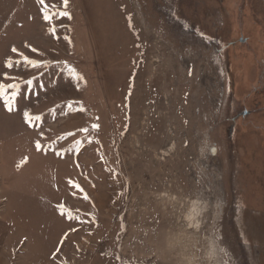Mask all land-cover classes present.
Segmentation results:
<instances>
[{"label":"rangeland","instance_id":"1","mask_svg":"<svg viewBox=\"0 0 264 264\" xmlns=\"http://www.w3.org/2000/svg\"><path fill=\"white\" fill-rule=\"evenodd\" d=\"M226 2L250 40L219 67L134 0H0V264H236L234 235L264 264V0Z\"/></svg>","mask_w":264,"mask_h":264},{"label":"flooded vegetation","instance_id":"2","mask_svg":"<svg viewBox=\"0 0 264 264\" xmlns=\"http://www.w3.org/2000/svg\"><path fill=\"white\" fill-rule=\"evenodd\" d=\"M135 8L146 26L162 37L171 41L173 47L184 48L190 51L197 59L203 58L204 54L211 57L212 61L220 66L228 65L236 53L239 46L249 42V36L240 29L239 22L241 14L239 9L229 10L224 8L227 0H134ZM249 3L250 0H244ZM250 7L253 6L249 3ZM250 18L254 16V9H249ZM256 15V14H255ZM242 27V26H241ZM232 55V56H230ZM199 57V58H198ZM264 62L259 68V77L263 81L261 90L264 93ZM223 75L227 76L228 71L223 70ZM257 106L258 103H257ZM257 110L262 111L264 117V105ZM252 108H242L234 115H225L222 118L224 124L222 131L221 156L224 161L225 172L228 177V188L232 195L230 207V223L236 219L237 198V159L233 145L237 140L235 127L238 122L254 113ZM256 112V111H255ZM218 152H216L217 154ZM236 211V212H235ZM234 235V243L239 247V261L236 264H256L257 255L252 250L254 244H239ZM252 251V253H251ZM256 260V261H255Z\"/></svg>","mask_w":264,"mask_h":264},{"label":"clouds","instance_id":"3","mask_svg":"<svg viewBox=\"0 0 264 264\" xmlns=\"http://www.w3.org/2000/svg\"><path fill=\"white\" fill-rule=\"evenodd\" d=\"M189 227L195 228L196 227V224L195 223H191V224H189Z\"/></svg>","mask_w":264,"mask_h":264},{"label":"crops","instance_id":"4","mask_svg":"<svg viewBox=\"0 0 264 264\" xmlns=\"http://www.w3.org/2000/svg\"><path fill=\"white\" fill-rule=\"evenodd\" d=\"M173 75V74H172Z\"/></svg>","mask_w":264,"mask_h":264}]
</instances>
